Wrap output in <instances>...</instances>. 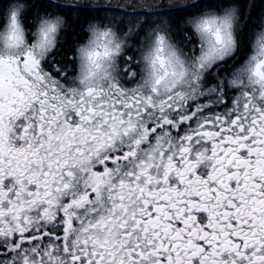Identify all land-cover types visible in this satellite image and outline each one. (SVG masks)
<instances>
[{"label":"snow or ice","instance_id":"snow-or-ice-1","mask_svg":"<svg viewBox=\"0 0 264 264\" xmlns=\"http://www.w3.org/2000/svg\"><path fill=\"white\" fill-rule=\"evenodd\" d=\"M0 264H264V0H0Z\"/></svg>","mask_w":264,"mask_h":264}]
</instances>
